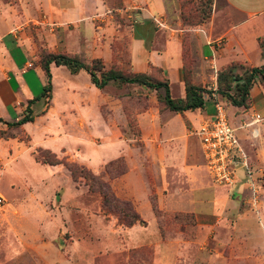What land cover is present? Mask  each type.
Returning <instances> with one entry per match:
<instances>
[{
    "label": "rangeland",
    "instance_id": "obj_1",
    "mask_svg": "<svg viewBox=\"0 0 264 264\" xmlns=\"http://www.w3.org/2000/svg\"><path fill=\"white\" fill-rule=\"evenodd\" d=\"M190 1L193 0H0V40L15 44L13 51L28 60L25 65L28 68L36 64L40 49L58 52L55 48L60 46L64 35L68 34L67 40L73 45L76 40L82 43L83 34L95 30L97 39L101 38L102 44L106 40L110 49L104 68L113 65L124 72H132L129 70V39L143 16L153 31L174 30L180 45L181 41L183 43V56L191 79L211 90L209 76L197 75L203 65L197 47L202 23L187 27L181 21L182 5L188 7ZM155 4L156 10L153 9ZM213 9L214 22L223 21L219 15L225 10L223 1L213 0L210 16L203 23L211 19ZM155 20L162 25L158 26ZM104 48L101 46L100 50ZM79 58L88 61L91 57L83 53ZM248 60L254 65L260 63L253 52ZM101 61L103 63V59ZM32 72L30 70L29 74ZM67 74L64 67L53 68L56 100L62 83L67 81ZM74 82L82 91L87 90L82 77ZM254 83L250 89L249 108L231 106L216 93L210 95L207 104L211 116L214 102L223 107L253 168L255 193L245 185L233 189L211 180L194 133L205 118L185 126L188 130L186 162L194 165L187 178L176 177V173L167 168L180 163L176 156L168 157L170 162L166 159L160 162L164 154L160 150L170 149L180 142L181 139L176 138L178 135L160 146L154 136L146 151L137 153L141 151L136 139L138 127H129L125 112L135 118L137 112L151 106L155 92L136 84L109 83L103 95L111 97L110 105L102 100L98 103L103 124L96 125L94 132L81 124L76 131L80 138L87 139L90 134L85 146L93 147L94 151L81 157L87 160L85 163L73 162L105 181L116 197L129 201L142 222H135L134 227L133 224H120L115 215L101 210L99 195L88 191L82 179L73 181L62 165L55 175L53 172L58 164L48 166L34 162L23 151L16 161L20 176L12 178L6 170L3 172L4 165L0 161V264H264V82L257 78ZM29 84L32 87L35 82L32 80ZM170 89L171 95L176 97V85L172 84ZM153 104L158 105L157 101ZM48 105H51V90L49 98L43 97L31 104V114L43 112L42 107ZM41 119L25 126L26 132L31 134V143L49 145L51 149L63 143H68L67 147L72 145L63 135L42 141L41 131L55 127L48 124L49 121L42 123ZM104 122L112 135L108 141L102 139L107 137L103 134ZM1 129L18 136L19 140L29 138L19 127L7 128L0 122ZM254 129L256 135L252 134ZM92 133H101L102 138ZM119 156L125 162L126 171L109 178L104 164ZM236 173L239 174V170ZM24 180L29 184L27 189ZM52 186L59 190L57 197L53 196ZM172 191L181 192L178 196L172 195L181 203L186 200L196 203L172 206L173 197L168 195ZM40 196L51 200L39 199ZM47 210L54 211L52 221L55 223H59L61 217L62 226L52 227L53 223H48L50 221L42 213ZM38 222L44 225V231H40ZM77 254L83 255L82 258ZM63 256L69 258V263L60 262Z\"/></svg>",
    "mask_w": 264,
    "mask_h": 264
},
{
    "label": "crops",
    "instance_id": "obj_2",
    "mask_svg": "<svg viewBox=\"0 0 264 264\" xmlns=\"http://www.w3.org/2000/svg\"><path fill=\"white\" fill-rule=\"evenodd\" d=\"M222 1L225 10L220 12L219 15L223 17V21H220L219 24L214 22L213 17L215 10L213 9V16L211 19L201 24V30L195 29L196 31H200L197 37V47L203 62V65L197 70V75L202 78L209 76L211 80V90L215 88V71L227 63L231 61H241L250 66H258L264 63V47H259L257 43V38L264 36V0ZM157 8L158 6L155 4L153 9L156 10ZM91 32L88 31V33L83 34L82 43L76 40L73 45L67 40L68 34L64 35L60 46H56V51L63 50L74 52L78 54L79 57H82L83 53H87L91 58L97 57L103 59V65L105 66L108 61V56L110 55L109 45H106V40H103L104 43L102 44L101 38H99V40L97 39L95 34L97 31L91 30ZM217 39L221 40V46L219 48H213L212 50L211 46L207 45L206 42ZM101 46L105 48L100 50ZM15 48V44L12 46L7 40H0V122H2L4 127H7L5 122H11L23 115L27 100L37 95L45 83V76L39 66L35 64L27 68L25 65L29 63L28 60L22 59L19 54L15 53L13 51ZM19 51L22 53L21 50ZM50 51L54 52L53 49ZM252 52L260 62L257 65H254L248 60ZM128 58L129 70L132 72H145L149 70L150 66L160 68L163 75L167 78L170 96L173 97L170 87L172 84H175L177 91L176 97L173 98L183 97V83L180 74L182 65L181 45L180 39L178 36L174 35L173 29L170 32H164L162 30L153 31L148 28L147 21L141 16L139 23L134 26V31L130 35ZM58 66L64 67L67 70L63 65L49 64L51 105L42 107L43 112L32 115V120L22 123L19 128L21 131L23 130L26 132L25 126L27 124L34 123L37 118H42L41 120H44L42 123L49 121L48 124L51 123L53 128L55 127V129H48V127H46V129L41 131L42 141H46L51 137L63 135L64 138L71 141L72 145H70L71 147H67L68 143H63L51 149V147H48L49 145L42 146L41 144L31 143V134L29 135L28 132L26 133L29 135V138L26 141L19 140V137L15 135L6 137L0 136V161L2 160L4 165L2 171L4 172L6 170L12 178L20 176L21 174L17 171L19 167L16 161L18 160L19 154L23 151H26L28 155L32 157V160L37 163L40 162L34 159V151L36 148L47 149L53 152L57 158L65 157L70 161H77L80 163H85V161H87L81 157L86 156V154L89 155L91 151H94L93 147L85 146L88 137H91L90 134L87 136V139L80 138L76 131L81 124H86L87 127H91L93 132L96 125L103 124V120L99 116L98 103L102 100L110 105L111 97L105 93V95H103V91L109 83L98 89L90 82L89 76L84 70H79L76 73H70L67 70L69 73L66 75L67 81L62 83L59 97L56 100L53 93V68ZM30 70L33 71L31 74H29ZM77 77H82L84 79V87L87 88L86 91H82L74 82ZM32 80L35 84L31 87L29 83H32ZM254 85L255 83H253L252 86ZM214 94L215 93L212 92L211 96H214ZM250 97H252L251 94ZM42 98L34 101H40ZM152 101L153 103L156 101L155 94ZM153 103L148 109L136 113V124L139 130L136 139L139 144L138 148L141 149V151L137 150V153L141 152L143 154L150 144L151 138L154 136L156 140H158L160 146L165 140L168 141L169 138H175V136L178 135L176 138H180V142L174 143L170 146V149L163 148L160 150L161 153H164L162 154L163 160L160 162L164 163V159L170 162L168 157L172 159V157L176 156L180 163L174 168H167L172 169L173 172L176 173V177L181 175L185 179L187 178V174L193 171L191 166H194L186 162L188 149L186 133L188 130L185 126L192 122L195 123L199 118H210L211 108L208 107L207 100H205L202 108L186 110L183 111L182 114H179L168 109L158 111L157 106ZM20 106H23L22 110ZM176 123L178 124L176 125ZM103 127V130H105L103 134L107 136L106 138L100 137L102 135L101 133H92V135H99L100 138L108 141L112 137L110 128L105 122ZM77 147H79V149ZM97 153L100 154V151H97ZM124 154L127 155L126 152ZM60 165L62 164L58 163L53 174L56 175V172L60 171ZM62 167L64 166L62 165ZM24 183H26L25 188L27 189L29 184H27L25 180ZM56 185H58V183H55V186ZM55 186H52V191L53 196L57 197L59 195V190H57V192L54 189ZM179 193L181 192L172 191V193H168V195L178 196ZM28 194L32 199L34 198L31 192ZM61 196L63 198V194H61ZM176 196H172L173 200L170 202L172 206L177 203H180L181 206H188L189 203H196L188 202L191 200H186V202L181 203ZM38 198L47 201L51 200L50 198L47 199L46 196H40ZM181 198H185L184 195H181ZM55 201H57V198H55L54 202ZM193 201H196V199ZM186 203L187 205H185ZM41 206L43 207V204H41ZM193 206L195 207V205ZM61 209L65 210L66 207H61ZM57 211L58 214H60L58 209ZM42 213L48 218V221H50L48 223H53L52 227H56L57 224L62 226L60 216L59 223L52 221L54 219V211L50 212L47 210ZM37 225L40 231H44L45 227L41 222H38ZM132 227H134V224ZM83 255L77 254V257L82 258ZM60 262L69 263V258L63 256Z\"/></svg>",
    "mask_w": 264,
    "mask_h": 264
},
{
    "label": "trees",
    "instance_id": "obj_3",
    "mask_svg": "<svg viewBox=\"0 0 264 264\" xmlns=\"http://www.w3.org/2000/svg\"><path fill=\"white\" fill-rule=\"evenodd\" d=\"M212 2L213 0H193L190 1L188 7L182 5L180 15L183 25L195 27L203 23L210 16ZM257 43L259 47H264V36L257 38ZM183 54L184 46L181 41L182 65L180 74L184 95L181 98H173L169 93L167 78L162 75V71L158 67L150 66L149 70L145 72H124L113 65L104 68L101 59L97 57L82 61L76 53L67 51L49 52L40 49L36 65L42 70L45 76V83L37 95L27 100L23 115L11 122H5L6 126L7 128H18L22 123L31 121L33 116L30 104L39 98L50 97V63L63 65L70 73L84 70L88 74L90 82L98 89L110 82L117 85L136 84L146 87L155 92L158 111L168 109L179 114L186 110L202 108L204 101L210 98L212 92L219 95L231 106L242 107L243 109L249 108L250 89L255 79L259 78L264 82V63L258 66H244L237 61H231L215 71L214 90H206L191 79L190 70ZM125 115L129 127H137L135 118L126 112ZM136 134H139L138 128H136ZM11 135L13 136V133L8 134L4 130L0 131V136ZM34 159L48 165L60 163L68 171L73 181L82 179L88 191L99 195L101 210L115 215L120 224L131 226L135 222H142L129 201L116 197L110 186L105 181L95 177L85 166L64 158H57L53 152L41 148L35 149ZM104 171L109 178H114L118 174L124 173L126 166L123 158L119 156L107 161L104 164Z\"/></svg>",
    "mask_w": 264,
    "mask_h": 264
},
{
    "label": "built area",
    "instance_id": "obj_4",
    "mask_svg": "<svg viewBox=\"0 0 264 264\" xmlns=\"http://www.w3.org/2000/svg\"><path fill=\"white\" fill-rule=\"evenodd\" d=\"M155 21L158 26L162 25ZM206 44L213 50L221 46V40L207 41ZM213 108L214 114L201 120L194 132L208 175L216 184L233 189L245 185L255 193L253 168L237 141L234 128L228 123L224 109L218 102L213 103ZM256 133L254 129L252 134ZM238 170L239 174L236 173Z\"/></svg>",
    "mask_w": 264,
    "mask_h": 264
}]
</instances>
